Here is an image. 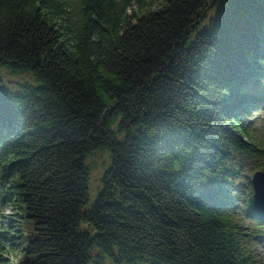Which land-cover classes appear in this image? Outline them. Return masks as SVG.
I'll list each match as a JSON object with an SVG mask.
<instances>
[{
    "label": "trees",
    "instance_id": "16d2710c",
    "mask_svg": "<svg viewBox=\"0 0 264 264\" xmlns=\"http://www.w3.org/2000/svg\"><path fill=\"white\" fill-rule=\"evenodd\" d=\"M0 68L37 83L14 94L0 77L18 264H262L242 168L264 172L247 140L264 0H0ZM95 151L110 164L90 199Z\"/></svg>",
    "mask_w": 264,
    "mask_h": 264
},
{
    "label": "rangeland",
    "instance_id": "374dc122",
    "mask_svg": "<svg viewBox=\"0 0 264 264\" xmlns=\"http://www.w3.org/2000/svg\"><path fill=\"white\" fill-rule=\"evenodd\" d=\"M132 9L133 8L128 10L127 13L129 14ZM0 77L4 88L14 94L20 92V87L22 85H37L31 75H16L5 68H0ZM247 124V130L249 132V137H247V140L255 141L256 143H258L259 148L263 149L264 104L262 106L254 107L253 111L251 112L250 118L247 120ZM86 164L90 170L88 193L90 199H93L101 189V178L104 171L110 164V156L107 152L95 151L88 157ZM252 166V164L245 163L242 168L243 173L250 174L249 176L251 177L254 172L253 171L250 173ZM2 185L3 183L0 180V196L3 192ZM2 203L0 201V264H18L22 256L21 250L25 243V233L21 226L23 220H19L16 214L18 213V211L14 210L15 207L13 206L12 202L4 201ZM243 215L244 214L242 212V216ZM12 220L17 223H12ZM250 227L253 228L254 225L250 223ZM82 229L88 230L85 224H82ZM1 247H4V249H2ZM252 253L258 257L262 264H264V242L261 244L253 245Z\"/></svg>",
    "mask_w": 264,
    "mask_h": 264
},
{
    "label": "water",
    "instance_id": "95a60500",
    "mask_svg": "<svg viewBox=\"0 0 264 264\" xmlns=\"http://www.w3.org/2000/svg\"><path fill=\"white\" fill-rule=\"evenodd\" d=\"M252 202L255 210L264 215V172L256 171L250 178Z\"/></svg>",
    "mask_w": 264,
    "mask_h": 264
}]
</instances>
